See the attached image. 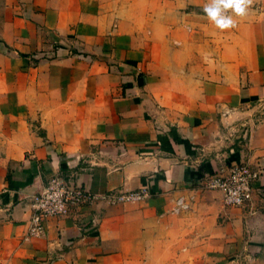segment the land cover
<instances>
[{"label": "crops", "instance_id": "0c3cea01", "mask_svg": "<svg viewBox=\"0 0 264 264\" xmlns=\"http://www.w3.org/2000/svg\"><path fill=\"white\" fill-rule=\"evenodd\" d=\"M207 2L0 0V264H264V0L227 30ZM235 163L240 208L199 185ZM56 175L150 196L27 237Z\"/></svg>", "mask_w": 264, "mask_h": 264}, {"label": "built area", "instance_id": "2783aa9c", "mask_svg": "<svg viewBox=\"0 0 264 264\" xmlns=\"http://www.w3.org/2000/svg\"><path fill=\"white\" fill-rule=\"evenodd\" d=\"M258 172L248 165L235 163L227 168L205 174L200 186L205 190L219 191L227 207H245L252 201L253 186ZM149 189L142 187L135 191L110 190L92 193L86 188L75 185L60 175L48 179L43 188L32 197V216L27 237H40L44 233L45 222L52 217H67L73 210L90 206H117L147 199ZM189 210L183 198L175 201L173 214Z\"/></svg>", "mask_w": 264, "mask_h": 264}, {"label": "clouds", "instance_id": "9594fccd", "mask_svg": "<svg viewBox=\"0 0 264 264\" xmlns=\"http://www.w3.org/2000/svg\"><path fill=\"white\" fill-rule=\"evenodd\" d=\"M251 3L252 0H208L203 11L218 29L227 30L236 26L233 15L229 13L244 17Z\"/></svg>", "mask_w": 264, "mask_h": 264}]
</instances>
